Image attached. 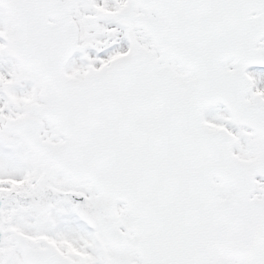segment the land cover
I'll return each mask as SVG.
<instances>
[{
  "label": "snow or ice",
  "instance_id": "6c2138e0",
  "mask_svg": "<svg viewBox=\"0 0 264 264\" xmlns=\"http://www.w3.org/2000/svg\"><path fill=\"white\" fill-rule=\"evenodd\" d=\"M0 264H264V0H0Z\"/></svg>",
  "mask_w": 264,
  "mask_h": 264
}]
</instances>
